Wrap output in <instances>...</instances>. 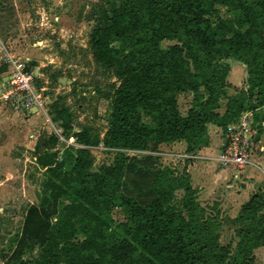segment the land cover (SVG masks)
I'll return each instance as SVG.
<instances>
[{
    "label": "trees",
    "instance_id": "obj_1",
    "mask_svg": "<svg viewBox=\"0 0 264 264\" xmlns=\"http://www.w3.org/2000/svg\"><path fill=\"white\" fill-rule=\"evenodd\" d=\"M105 1L109 9L98 14L90 44L95 62L119 80L107 132L102 140L89 128L74 133L78 148L64 157L55 135L37 143L47 177L43 204L61 209L38 256L17 264H255V250L264 246V188L233 221L240 239L233 252L219 243V215H207L187 168H162L151 186L138 185L135 195H155L144 205L123 191L130 167L123 152L184 141L193 153L206 143L208 124L227 132L245 113L258 125L257 139L264 134V0ZM165 41L175 44L164 49ZM228 60L247 73L246 87L234 95L227 92ZM183 93L193 96L186 117L177 99ZM53 122L72 129L66 108L56 107ZM100 145L116 156L93 172L91 149ZM132 167L147 171L140 162ZM116 209L123 220L113 217Z\"/></svg>",
    "mask_w": 264,
    "mask_h": 264
},
{
    "label": "rangeland",
    "instance_id": "obj_2",
    "mask_svg": "<svg viewBox=\"0 0 264 264\" xmlns=\"http://www.w3.org/2000/svg\"><path fill=\"white\" fill-rule=\"evenodd\" d=\"M106 8L109 9V3L105 0H0V59L5 54L23 59L37 74L40 73L41 81L48 89L46 114L35 116L28 126L24 116H20L13 126V131L22 135L18 140L24 146L0 151V264H17L19 260H32L38 256L45 243V235L61 209L60 204H43L47 177L37 162L35 146L25 138L27 132L39 123L36 128L45 135L44 139L49 136L45 134L48 131L50 136L55 135L59 139L56 150L61 157L78 148L72 137L74 133L89 128L102 140L107 132L112 86L118 85L119 80L112 70L95 62L90 44L96 18ZM221 10L222 16L227 18V9ZM173 44L175 42L165 41L162 47L167 49ZM227 64L231 69L228 82L232 86L227 92L234 95L237 87H246V68L235 60H228ZM64 78L71 84L61 83ZM187 100L190 98L182 95L179 101L182 114L189 108L185 105ZM226 103L224 98L220 112L225 110ZM57 106L66 108L71 114V130H66L62 122L52 125ZM48 119H51V124ZM224 133L227 134L226 131ZM257 134L258 125L255 124L248 148L250 164L242 168L217 164L218 169L227 168L236 174L227 179L225 185H234L235 182L237 185L223 192V197L218 198L221 201H216L217 197L213 200L212 196L203 200L202 207L207 210V215H219L222 223L219 243L231 247L233 252L240 239L236 236L239 225L233 222L236 217L229 194L235 193L244 181L256 178V166L264 168V135L257 139ZM91 156L93 172L104 164H112L114 159L107 150L104 151L103 145L92 148ZM175 168L179 173L185 169L181 163ZM130 169L123 178V191L127 194L136 190L132 182L141 179L142 174L136 167L130 166ZM245 174L248 178H244ZM253 174L256 175L252 179ZM150 180V176H143L142 185H149ZM212 188L213 192L223 189H217L216 185ZM181 196L182 192L176 195L177 201ZM112 214L118 221L124 218L118 209ZM254 255L255 264H264V247L257 249Z\"/></svg>",
    "mask_w": 264,
    "mask_h": 264
},
{
    "label": "crops",
    "instance_id": "obj_3",
    "mask_svg": "<svg viewBox=\"0 0 264 264\" xmlns=\"http://www.w3.org/2000/svg\"><path fill=\"white\" fill-rule=\"evenodd\" d=\"M233 73L234 70L232 74ZM39 76H41L40 73ZM182 95H187L190 98V100H187L185 104L186 108L189 107L187 112L185 114H182L181 112L182 116L186 117L189 109L192 107L193 96L189 93L179 94L177 96L179 105H180L179 101L182 98ZM20 116L23 115L15 112L8 105L0 103V139L3 138V140H0L1 152L4 150L11 151L15 149V146L19 147L23 145L18 140V139H22V135L19 134L20 132L18 133L13 131V126L15 125L16 119L20 118ZM35 116H37V114L36 113L33 114L32 112V115L23 117L24 122L26 123L27 126L31 124V120H33ZM56 124L57 123L53 122L52 125L55 126ZM38 126L39 123H35L34 129H30L25 135L26 140H29L31 144L35 146V148L37 143L39 141H42L44 139L43 136H45L42 135L39 132V130H37L36 127ZM44 129L47 130L48 128L44 126ZM45 134L50 136L51 132L48 131ZM204 141H206V143L201 146H198L193 153L187 152L188 145L184 141L161 144L155 150L151 149L146 151H124L123 153L128 159V167L129 165L132 166L136 162H140V165L145 167V169L147 170L145 173L142 172L140 176L141 179L133 180L132 182L133 185H135V188L138 189L137 187L138 185H141L143 176H150V177L152 176L150 180V186H151L153 177L157 171L165 167H170L173 170H175L177 164L181 163L184 164V168H187L188 172L191 175L190 183L192 187L198 192L197 197L201 206L204 205L203 204L204 199H211L210 196L213 197L212 198L213 200L216 199V197L217 199L219 197L222 198L224 195L223 192H227L230 189L229 187L237 185L236 182L234 183V185L233 184L228 185L227 183L225 185L227 179H230L231 177H233V175H236L234 174L233 170H229L227 168L218 169L217 167V164L219 166L218 158L225 143V133L220 127L213 124H208L207 134L206 136H204ZM107 153H109L114 157L116 156L114 151L109 152L107 150ZM255 168L258 173V174L256 173L257 174L256 178H255L256 174L251 175L252 179L255 178L254 180L244 181L243 186L240 185L235 193L231 192L229 194L231 195L230 203L232 204V207H234V218L238 216L242 206L245 203H247L256 192L264 188V168H260L259 166H256ZM128 169H130V167ZM177 173L179 174V172ZM244 178H248L247 174H245ZM215 185L217 189L219 187L223 189L222 190L219 189L216 192H213L215 190H213L212 186L215 187ZM142 186L146 188L148 185L147 186L142 185ZM134 191L129 194L144 205L150 203L155 198V195L151 191L142 193L139 196L135 195ZM181 192H182V196L180 197V202L184 196V191L179 190L176 193V195H178V193ZM217 199L216 201L222 200V199H218V200ZM263 247L264 246H262V248ZM258 249H261V247Z\"/></svg>",
    "mask_w": 264,
    "mask_h": 264
},
{
    "label": "built area",
    "instance_id": "obj_4",
    "mask_svg": "<svg viewBox=\"0 0 264 264\" xmlns=\"http://www.w3.org/2000/svg\"><path fill=\"white\" fill-rule=\"evenodd\" d=\"M0 61V68H5L0 75V103L23 116L32 115L34 110L37 115L46 114L48 89L35 69L12 54H5ZM48 122L51 124V119ZM254 125L252 113H245L228 126L219 164L238 168L250 164L248 148Z\"/></svg>",
    "mask_w": 264,
    "mask_h": 264
},
{
    "label": "water",
    "instance_id": "obj_5",
    "mask_svg": "<svg viewBox=\"0 0 264 264\" xmlns=\"http://www.w3.org/2000/svg\"><path fill=\"white\" fill-rule=\"evenodd\" d=\"M64 82H68L69 84H71V82L70 81H67L65 78L64 79H61V83H64ZM37 112V110H34L33 111V114H35ZM96 171H98V170H96Z\"/></svg>",
    "mask_w": 264,
    "mask_h": 264
}]
</instances>
